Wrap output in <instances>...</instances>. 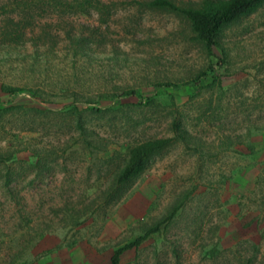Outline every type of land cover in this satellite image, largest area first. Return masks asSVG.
I'll return each instance as SVG.
<instances>
[{"label":"rangeland","instance_id":"obj_1","mask_svg":"<svg viewBox=\"0 0 264 264\" xmlns=\"http://www.w3.org/2000/svg\"><path fill=\"white\" fill-rule=\"evenodd\" d=\"M165 1L0 0V264H264V2Z\"/></svg>","mask_w":264,"mask_h":264},{"label":"trees","instance_id":"obj_2","mask_svg":"<svg viewBox=\"0 0 264 264\" xmlns=\"http://www.w3.org/2000/svg\"><path fill=\"white\" fill-rule=\"evenodd\" d=\"M263 2L264 0H217L211 3L212 6L208 9L190 8L184 9L182 12L190 20L197 37L205 41L208 47H211L216 44L219 32L225 24L249 13ZM153 3L157 5L169 4L165 0H154ZM167 141L168 139L148 140L134 146L130 151L121 179L128 178L136 173L143 166L146 158L160 149ZM141 238L139 237L135 241L117 248L111 256L110 264H120L121 254L126 249L136 246Z\"/></svg>","mask_w":264,"mask_h":264}]
</instances>
